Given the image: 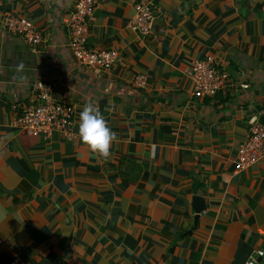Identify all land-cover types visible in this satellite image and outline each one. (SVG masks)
<instances>
[{
    "label": "crops",
    "instance_id": "obj_1",
    "mask_svg": "<svg viewBox=\"0 0 264 264\" xmlns=\"http://www.w3.org/2000/svg\"><path fill=\"white\" fill-rule=\"evenodd\" d=\"M94 1L86 45L116 52L99 73L68 45L77 0H0V264H244L264 252V159L237 165L249 115L264 124V0H152L147 35L129 27L139 0ZM6 13L41 41L5 30ZM207 56L228 78L196 97L189 63ZM37 81L73 106L67 132L14 125ZM87 102L117 135L106 160L78 136Z\"/></svg>",
    "mask_w": 264,
    "mask_h": 264
},
{
    "label": "built area",
    "instance_id": "obj_2",
    "mask_svg": "<svg viewBox=\"0 0 264 264\" xmlns=\"http://www.w3.org/2000/svg\"><path fill=\"white\" fill-rule=\"evenodd\" d=\"M94 3V0H77L74 9L65 16L64 24L68 45L75 59L92 69L94 73H99L114 64L116 52L114 50H93L86 45L88 36L86 19L92 14ZM134 10L129 27L142 35L149 34L154 21L152 0H139ZM2 25L5 30L21 36L32 45L41 41V33L24 17L6 13L2 18ZM189 70L196 97L215 94L217 90L224 87L228 78L225 69L215 65L211 56L191 61ZM34 85L37 101L30 104L22 114L14 119V125L29 130L33 136H50L56 130L67 132L72 123L73 106L54 100L51 97L52 85L50 83L37 81ZM240 87L245 89L248 85L241 84ZM247 124L248 136L239 144L237 150L238 169H244L264 159V124L260 121L259 114H250ZM263 255L262 250L257 251L256 264H260ZM8 264L24 263L18 258H13Z\"/></svg>",
    "mask_w": 264,
    "mask_h": 264
},
{
    "label": "clouds",
    "instance_id": "obj_3",
    "mask_svg": "<svg viewBox=\"0 0 264 264\" xmlns=\"http://www.w3.org/2000/svg\"><path fill=\"white\" fill-rule=\"evenodd\" d=\"M23 62L15 66V72L20 78L24 73ZM78 136L81 142L99 158L108 159L111 146L117 140V135L109 128L104 115L93 102H87L79 113ZM245 264H256L255 254H251Z\"/></svg>",
    "mask_w": 264,
    "mask_h": 264
},
{
    "label": "water",
    "instance_id": "obj_4",
    "mask_svg": "<svg viewBox=\"0 0 264 264\" xmlns=\"http://www.w3.org/2000/svg\"><path fill=\"white\" fill-rule=\"evenodd\" d=\"M194 200V207H195V211L196 213L201 212L204 209V203L203 200L201 199V197L199 196H195L193 198Z\"/></svg>",
    "mask_w": 264,
    "mask_h": 264
}]
</instances>
